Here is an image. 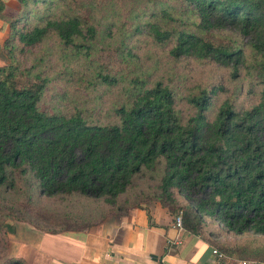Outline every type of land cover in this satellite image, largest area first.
Instances as JSON below:
<instances>
[{
  "label": "trees",
  "instance_id": "trees-1",
  "mask_svg": "<svg viewBox=\"0 0 264 264\" xmlns=\"http://www.w3.org/2000/svg\"><path fill=\"white\" fill-rule=\"evenodd\" d=\"M174 1L197 16L200 29L235 31L264 60V0ZM17 2V15L6 17L0 1V19L9 21L0 53L10 60L0 66V188L8 183L10 171L29 172L46 197L79 194L114 205L137 175L161 166L150 199L172 216L181 213L186 232L203 236L210 220L237 235H264V64L258 103L235 111L227 100L210 121L206 112L215 89L189 95L186 100L193 112L184 119L167 86L136 77L121 88L108 121L96 119L99 115L92 109L44 110L41 103L49 79L35 67L21 68L16 50L24 54L54 37L62 61H81L76 75L93 71L94 82L86 80V87H111L127 78L105 63L108 59L90 55L87 43L97 39L99 26L74 14H54L51 8L57 0ZM31 16L35 21L30 26L18 27ZM161 20L167 21L165 27L152 20L136 26L133 36L172 43L169 55L176 60H208L234 69L240 64L238 50L168 24L171 17L165 10ZM223 249L226 255H244L248 247ZM262 250L254 254L258 257ZM0 264L27 263L11 257Z\"/></svg>",
  "mask_w": 264,
  "mask_h": 264
},
{
  "label": "rangeland",
  "instance_id": "rangeland-1",
  "mask_svg": "<svg viewBox=\"0 0 264 264\" xmlns=\"http://www.w3.org/2000/svg\"><path fill=\"white\" fill-rule=\"evenodd\" d=\"M46 8L48 6H40L39 9ZM51 9H56L54 14H74L99 26L97 39L87 43L90 55L95 60L99 57L108 59L105 63H110L114 71L127 79L111 87H86V80L93 81V71L89 70L87 73L88 70H81L80 76L76 75L81 61L73 60L72 57L69 63L62 61L58 55L60 50L57 43L54 37H50L40 47L24 54L15 51V58L21 68L35 67V71H43L49 79V86L41 103L44 110L67 111L75 107L92 109L99 115L96 119L108 121L113 105L120 99L121 88L134 77L145 78L150 84L159 81L167 86L176 95L177 107L184 119L193 112L186 98L201 90H216L206 112L209 121L227 100L232 103L235 111L249 109L259 101V76L262 73L260 66L264 64V60L251 49L247 39L228 29H200L197 16L178 1L57 0L56 7ZM162 10L167 11L171 17L168 24L207 35L213 41L238 50L241 53L240 64L234 69L231 66H218L208 60H176L169 55L172 43L157 44L145 35L133 36L136 26L152 20L165 27L167 21L161 20ZM0 20L9 27L8 20ZM28 21H22L18 27L30 26L35 18L31 16ZM9 63L8 57L0 53V66ZM161 169L159 166L154 172H141L137 175L114 205L105 203L103 199L79 194L46 197L40 192L31 173L10 171L8 183L0 188V262L18 257V240L26 239L31 242L34 235L49 230L77 235L89 227L116 218L129 207H142L152 202L150 198L156 190ZM215 224L211 225L210 220H206L205 226L213 228ZM217 224L219 231L224 234L222 236L226 237L225 241H229L225 242V246L230 245V242H239L259 247L258 249H263L259 256L264 259V235L252 232L237 235L228 232L221 223ZM23 233L25 235L22 236ZM228 235L230 239H227ZM250 256L253 257L254 254Z\"/></svg>",
  "mask_w": 264,
  "mask_h": 264
},
{
  "label": "crops",
  "instance_id": "crops-1",
  "mask_svg": "<svg viewBox=\"0 0 264 264\" xmlns=\"http://www.w3.org/2000/svg\"><path fill=\"white\" fill-rule=\"evenodd\" d=\"M0 1L4 16L17 15V0ZM8 33V25L0 20V46ZM175 217L156 201L132 206L116 218L77 235L40 232L31 242L18 240V258L27 264H227L218 262L212 251L224 253V247L245 245L230 242L225 246L229 241H225L217 223L213 228L204 226L203 236L179 230ZM245 246L248 250L244 255L224 254L232 260L264 263L262 257L254 254L259 247Z\"/></svg>",
  "mask_w": 264,
  "mask_h": 264
},
{
  "label": "built area",
  "instance_id": "built-area-1",
  "mask_svg": "<svg viewBox=\"0 0 264 264\" xmlns=\"http://www.w3.org/2000/svg\"><path fill=\"white\" fill-rule=\"evenodd\" d=\"M175 227L179 230L183 229L182 226V214L179 213L176 217H175ZM213 255L216 257V260L218 262H222V261H226L227 264H264L261 262H256V261H243V260H232L229 259V257H227L224 253L217 251V250H213L212 251Z\"/></svg>",
  "mask_w": 264,
  "mask_h": 264
}]
</instances>
